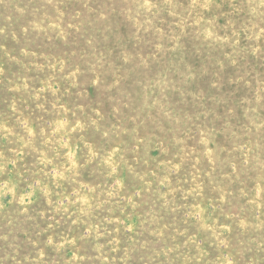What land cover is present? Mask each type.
<instances>
[{
    "label": "rangeland",
    "instance_id": "rangeland-1",
    "mask_svg": "<svg viewBox=\"0 0 264 264\" xmlns=\"http://www.w3.org/2000/svg\"><path fill=\"white\" fill-rule=\"evenodd\" d=\"M0 264H264V0H0Z\"/></svg>",
    "mask_w": 264,
    "mask_h": 264
}]
</instances>
